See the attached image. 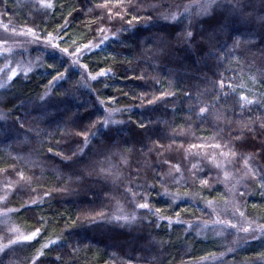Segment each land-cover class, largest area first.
<instances>
[{"label": "trees", "instance_id": "trees-1", "mask_svg": "<svg viewBox=\"0 0 264 264\" xmlns=\"http://www.w3.org/2000/svg\"><path fill=\"white\" fill-rule=\"evenodd\" d=\"M45 2L0 0V264H264V0Z\"/></svg>", "mask_w": 264, "mask_h": 264}, {"label": "snow or ice", "instance_id": "snow-or-ice-1", "mask_svg": "<svg viewBox=\"0 0 264 264\" xmlns=\"http://www.w3.org/2000/svg\"><path fill=\"white\" fill-rule=\"evenodd\" d=\"M110 2V0H105V4L101 5L102 7H107L108 3ZM125 3V0H116V3L113 4V7H121L123 4ZM42 8H51L52 4L50 2H45V0H41V5ZM214 6H216V0H205L204 3H198V2H193V3H189V4H185L183 6V11H172L169 13H166L163 15V18L165 20H168L169 22H174V23H181L183 19H188L190 18L192 12L191 10L193 8H196L197 11V15H211L212 11L214 9ZM177 8H179V6H177ZM108 15L111 17L112 13L109 12ZM117 15H120V13H117ZM123 18V17H122ZM134 20H139L140 17L139 16H134L133 17ZM189 22H191L189 20ZM129 24L132 23V20L128 21ZM101 31H103V29H101ZM29 32H31V30H29ZM183 37H184V42L188 43L191 41L192 37H193V33L190 30L184 29L183 31ZM238 43V41H237ZM53 47H56L55 45H53ZM85 47H89L88 45H85ZM62 51L67 52V49H63ZM15 70H13V75H15ZM105 73L101 72L98 75H104ZM61 74L58 77H54V79H61L62 78ZM12 77L10 76L9 79H11ZM96 77H91V79H95ZM141 79H143V77H141ZM2 86V85H0ZM221 87H223V83H221L220 85ZM155 97H153V99L149 100L148 103L149 104H153L155 102ZM245 97H241V100H245ZM248 103H252V101H248ZM200 114H204L206 113L207 109L204 107L200 108ZM105 112H107V109H105ZM118 123L117 121L113 120L111 117V113H108L107 115H103L102 119L95 121L92 124V127H96L97 124L100 125V127L102 128H107L109 126V124H115ZM21 127H23V125H21ZM141 127H144L143 124H141ZM77 135H82L84 137V146L86 147L88 145L89 141V132L87 129H80L77 132ZM92 136H95L96 133L92 132L91 133ZM218 147V146H217ZM49 151H51V149H49ZM233 155H235V153H232ZM72 155H76V153L74 152ZM67 159H71V157H67ZM217 167H220L219 164L216 165ZM179 170V169H177ZM229 176V173L225 172V179H227ZM21 178L23 179V174H21ZM202 183L207 184V180H203ZM139 208L141 209H147L149 208V205L147 203H142L138 205ZM156 211H159V209H157ZM240 215H243V213H240ZM119 219V218H118ZM177 223H179L180 221L177 220ZM217 223H223L221 221H216ZM231 227L235 228L236 225L232 224ZM261 230L264 231V226H261ZM38 231V230H37ZM243 231L247 232L248 228H244ZM36 235V233L34 232L31 236H25L23 237L24 240H31L34 236ZM45 247H47V245H45Z\"/></svg>", "mask_w": 264, "mask_h": 264}, {"label": "rangeland", "instance_id": "rangeland-1", "mask_svg": "<svg viewBox=\"0 0 264 264\" xmlns=\"http://www.w3.org/2000/svg\"><path fill=\"white\" fill-rule=\"evenodd\" d=\"M21 38L27 39V36H21ZM15 40H17V37H15L13 35L10 36V35L6 34V32L0 27V58L1 57L8 58L10 56L11 52H13L15 50H19L18 48H20V47L22 50H23V48H27V45H19L18 43L11 42V41H15ZM5 61H6V63H9V61L7 59ZM12 75H13V73H12ZM254 231H256V230L248 228V231L245 232V235L246 236H251V235L255 236V234H253Z\"/></svg>", "mask_w": 264, "mask_h": 264}]
</instances>
